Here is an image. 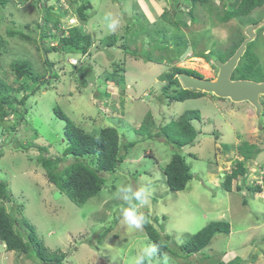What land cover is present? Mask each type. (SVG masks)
<instances>
[{
	"label": "rangeland",
	"instance_id": "1",
	"mask_svg": "<svg viewBox=\"0 0 264 264\" xmlns=\"http://www.w3.org/2000/svg\"><path fill=\"white\" fill-rule=\"evenodd\" d=\"M90 1V17L82 24L75 10L84 0H8L4 5L0 0V35L5 41L0 52V80L7 83L8 94L25 116V120L18 122L11 114L0 122V178L8 183L13 200L6 201V207L9 210L17 207L19 224L28 220L49 249L65 253V264H134L144 247L156 244L144 227L137 230L121 224L120 210L126 205L118 190L122 185L130 184L133 188L146 185L151 192V206L140 211L152 219L157 217V228L172 235L177 244L184 243L189 235L212 220H228L232 224L229 234H217L205 248L211 259L197 253L188 261L197 263L202 257L200 264H212L216 257L229 260L239 255L245 264H264V172L259 177L260 170H264V109L257 116L248 102L219 99L211 93L169 104L160 99L161 88L166 83L160 75L172 65L192 68L205 78L216 79L219 70L216 60L197 55L202 51L209 53L210 49L215 52L226 49L236 35L246 34L247 25L264 17V7L247 17L221 21L224 11L234 8L239 0H209L206 4L200 0H183L178 9L174 0ZM45 8L50 10L47 29L54 36L52 39L42 38L43 30L38 27L43 22ZM164 11L170 19L179 22L178 26L162 16ZM242 17L250 23L244 24ZM111 19L119 21L115 30L108 27ZM74 24L83 25L95 37L87 54L44 50L56 44L60 36L57 28L67 29ZM10 30L30 34L33 41L11 35ZM113 33L120 36L119 40L113 46L102 44V38ZM164 34L171 51L180 44H183L180 48L187 44V49L172 63L166 58L146 61L142 49L150 50L155 57L167 55L166 50L149 43L157 40L156 47L163 48ZM253 44L264 64L262 27ZM134 50L141 54L130 52ZM46 59L52 62L51 68ZM22 60H29L35 73L48 76L46 84L27 100L26 107L18 103L22 96L18 89L21 82L11 69L12 61ZM52 71L56 72L55 76L50 75ZM107 73L123 75L122 84L103 83ZM55 106H60L86 131L96 134L103 127L115 126L123 140L136 141L118 168L102 172L106 178L102 191L83 205L75 204L64 193L55 197L58 189L38 161L42 155L62 156L65 148V121L55 115ZM193 109L201 111L202 121H195L200 133L195 144L181 152L186 155L194 177L185 190L175 191L169 188L164 173L175 149L163 138H146L136 129L147 118L148 111L155 117L157 131L159 126ZM34 130L37 137H33ZM244 141L260 144L263 151L254 162L248 163L245 188L238 191L242 182L236 179L233 190L227 191L222 185L223 177L240 159L237 146ZM36 144L44 146L46 151L40 152ZM64 160L69 164L76 159L67 156ZM258 178L261 183H255L263 191L253 192L251 188ZM3 203L0 198V204ZM165 256L167 264L175 263L170 254L157 253L153 264H164ZM0 264H39V261L7 251L0 242Z\"/></svg>",
	"mask_w": 264,
	"mask_h": 264
},
{
	"label": "trees",
	"instance_id": "2",
	"mask_svg": "<svg viewBox=\"0 0 264 264\" xmlns=\"http://www.w3.org/2000/svg\"><path fill=\"white\" fill-rule=\"evenodd\" d=\"M8 0H1L2 4H6ZM85 3L81 4L76 10V15L80 23L88 21V10L92 7L90 0H84ZM205 4L210 2L209 0H200ZM183 4L181 0H174V6L176 9L180 8ZM264 7V0H239L234 8L225 10L221 16V21H229L233 18H239L240 16L247 17L253 11H256L260 7ZM50 7V6H49ZM48 8H45V16L43 22L38 24V27L43 30L42 38H54V36L48 31V23L50 21V14ZM51 10V7H50ZM49 10V11H50ZM169 13L164 11L162 16L168 20V22L178 26L179 22L169 18ZM60 19V17H59ZM244 24L250 23L248 18H241ZM260 19H257L259 21ZM58 19L56 20V26ZM264 29V26L262 27ZM60 36L56 44L44 48L49 52H65L67 54L85 55L89 52L91 46L95 43V37L86 32L84 26L70 25L67 29H60ZM11 35H19L27 41H33L30 34L22 31H9ZM261 34V32H260ZM118 34H111L102 38L101 42L105 46H113L119 40ZM246 38L245 34L234 38L233 42L226 48L220 49V51H214L211 49L209 53L202 51L197 56H204L208 60L213 58L214 60L220 59L221 61L228 60L242 44ZM259 38V36H258ZM164 44L162 47L158 46L157 40L152 39L149 43L156 49L166 50L167 55L160 58L150 50L142 49V54L137 50L130 51L133 54H141L145 57L146 61H161L166 58L169 63L175 62L187 49V44H184L183 48L180 47L171 51V44L168 43V38L164 34V38L161 39ZM5 41L0 35V52L4 46ZM253 41L247 45V50L241 58L237 68L235 69L232 78L233 79H251L255 81H264V64H262L261 57L257 54L253 48ZM39 48V47H38ZM127 48V47H126ZM169 49V50H167ZM173 52L175 55H173ZM46 63L51 68L52 62L46 59ZM11 69L16 74V79L21 82L18 86L22 96L19 99V105L26 107L27 100L38 92L43 84L48 81V76L45 74H37L32 68L29 60L12 61ZM188 73L197 77H204L199 71L178 65H172L169 71H165L160 75L162 81L166 83L162 86L161 100H165L166 103L176 101H185L191 98H198L206 95V92L199 90L186 89L180 82V74ZM51 76H55L56 72L52 71ZM123 75L115 73H107L102 82L115 83V85L122 84ZM84 85L86 81L82 82ZM9 86L4 80H0V122L11 114L15 115L18 122L25 120L24 114L20 112L15 105L16 101L8 94ZM224 99V98H220ZM24 112H27L24 108ZM55 115L61 120L65 121L64 124V140L66 142L65 148L62 152V156L47 157L45 155L39 156L38 161L46 171V175L50 182L54 183L57 188L78 205H83L90 198L100 194L105 183L106 178L102 175V172H110L116 169L126 158L130 149L135 146L136 141L123 140L122 135L118 127L107 126L100 129L96 134L81 128L77 123L60 107H54ZM202 121L201 111L197 109L184 111L177 119H173L165 125L159 126V129L155 131L157 126L155 117L151 111H148L147 118L143 120L141 125L136 129V132L145 136L146 138H163L167 144H171L175 149L171 160L164 168L166 183L169 188L175 191L185 190L189 182L193 179L194 174L191 170V165L188 163L186 155L181 150L188 146L194 145L199 135V130L195 125V121ZM33 137H37V131H33ZM33 145V143H32ZM21 148L24 144L20 145ZM40 152L46 151L42 145H35ZM262 151V147L258 143H250L248 141L242 142L238 146V152L243 157L242 160H237L229 172H225L222 180V185L227 191L233 190V182L236 179L241 180L242 184L238 185V191H242L245 188V182L249 174V162L254 161L259 153ZM67 156L75 157V161L65 164V158ZM89 156V157H88ZM94 162L91 165L87 161ZM253 192L262 191L260 185H255L251 188ZM0 198L4 201L0 204V242L4 244L6 250L14 251L21 255L23 254L29 259H37L39 264H45L47 262H55L56 264H65L64 259L66 254L60 251H54L49 249L39 238L35 226L28 220L23 221V225L19 224L16 216L17 207H13L10 210L6 207V201H13L10 190L8 189V183L0 178ZM247 198L244 199V204H247ZM146 217V223L143 227L152 242H154L158 248V254L164 256L170 254L174 257V264H200L202 257H200L197 263L194 261H188L192 255L200 253L202 256L208 255L211 259L212 256L205 253L207 248L213 242L214 237L219 233L229 234L232 230V224L228 220H212L203 226L200 230L188 236V238L182 244H177L172 235L163 234L156 226L159 219L152 217L148 214ZM180 257L182 260L177 259ZM215 258V257H214ZM216 261V262H215ZM153 264V260L151 262ZM212 264H245V259L236 255L229 260H221V257H216Z\"/></svg>",
	"mask_w": 264,
	"mask_h": 264
},
{
	"label": "water",
	"instance_id": "3",
	"mask_svg": "<svg viewBox=\"0 0 264 264\" xmlns=\"http://www.w3.org/2000/svg\"><path fill=\"white\" fill-rule=\"evenodd\" d=\"M261 23H264V20ZM257 25L260 26L261 24L259 23ZM255 27L256 24L255 26L250 25L247 27L245 33L248 37L244 39L234 55L227 61H215L216 66L219 68L216 79H204L188 73H181L179 77L182 86L186 89L213 93L221 98H230L232 101L238 103L245 101L249 102L256 108V114L261 115L263 112V103L260 98L261 95H264V81L258 82L251 79H232V74L244 55L248 43L255 39ZM61 194L62 192L60 190L55 191V197H59ZM45 264L56 263L47 262Z\"/></svg>",
	"mask_w": 264,
	"mask_h": 264
},
{
	"label": "clouds",
	"instance_id": "4",
	"mask_svg": "<svg viewBox=\"0 0 264 264\" xmlns=\"http://www.w3.org/2000/svg\"><path fill=\"white\" fill-rule=\"evenodd\" d=\"M263 20L264 19H262L261 22ZM118 24H119L118 20L111 19L109 24H108V27H109L110 30H115V28L118 26ZM260 26L263 27L264 23H262ZM258 82H261V81H258ZM206 93H209V92H206ZM211 95L212 96H216L213 93H211ZM216 97H218V96H216ZM263 97H264V95H262L260 99H263ZM218 98L220 99L221 97H218ZM224 99H230V98H224ZM261 102L263 103V109H264V102L263 101H261ZM249 104H251V103H249ZM255 114H256V112H255ZM257 116H259V115H257ZM139 135H141V134H139ZM250 143H256V142H250ZM238 146H237V151H238ZM262 151H263V147H262ZM238 155L240 156V159L238 158L237 160H242L243 157L239 154V152H238ZM259 155H261V153H259ZM259 155L257 156V158L259 157ZM125 159H124V161H125ZM254 161H252V162H254ZM252 162H249V163L251 164ZM261 172L263 173L264 170L263 171L260 170L259 177L262 176ZM248 177H249V174H248ZM258 180H259V178L255 179V181L253 180L255 185H260V184H256L255 183L256 181L261 183V181H258ZM262 180H264V178H262ZM56 189H58L57 186H56ZM118 191H119V198L122 199L125 202V205H126V206L122 207L121 210H120V217H121L120 222H121V224L126 225L130 229H137V230L142 229L144 223H146V217L140 211V209L143 208V207H150L151 206V192H150V189L146 185H142L140 187L133 188V186L129 184V185H122L119 188ZM262 191H260V192H262ZM157 253H158V248H157L156 245L146 246V247H144L142 249V251L140 253H138V255L136 256V258L134 260V264H151L153 258L157 255ZM164 264H167V257L166 256L164 257Z\"/></svg>",
	"mask_w": 264,
	"mask_h": 264
},
{
	"label": "bare ground",
	"instance_id": "5",
	"mask_svg": "<svg viewBox=\"0 0 264 264\" xmlns=\"http://www.w3.org/2000/svg\"><path fill=\"white\" fill-rule=\"evenodd\" d=\"M181 1H183V0H181ZM262 19H264V17H262L259 21H257V22H253V23H251V24H249V25H247L245 28L247 29V27H249L250 25H253V26H255V24H256V27L254 28V31H255V33H256V36H257V31H258V29H260L261 28V26H259V25H257V24H262L261 23V20ZM246 31V30H245ZM247 34H245V36H246ZM256 36H255V38H256ZM246 37H248V36H246ZM253 41V40H252ZM251 41V42H252ZM250 43V42H249ZM248 43V44H249ZM240 47V46H239ZM238 47V48H239ZM211 50V49H210ZM246 50H247V47H246ZM246 52V51H245ZM245 54V53H244ZM234 55V54H233ZM243 57V56H242ZM216 60H220V59H216ZM221 61V60H220ZM222 62H225V61H222ZM217 67V66H216ZM219 69V68H218ZM218 72H219V70H218ZM234 73V72H233ZM233 75V74H232ZM201 78H204V79H206L205 77H201ZM207 79H210V78H207ZM200 91V90H199ZM262 96V95H261Z\"/></svg>",
	"mask_w": 264,
	"mask_h": 264
},
{
	"label": "crops",
	"instance_id": "6",
	"mask_svg": "<svg viewBox=\"0 0 264 264\" xmlns=\"http://www.w3.org/2000/svg\"><path fill=\"white\" fill-rule=\"evenodd\" d=\"M264 98V97H263ZM216 262V261H215Z\"/></svg>",
	"mask_w": 264,
	"mask_h": 264
}]
</instances>
